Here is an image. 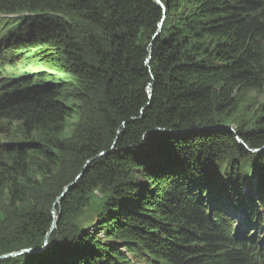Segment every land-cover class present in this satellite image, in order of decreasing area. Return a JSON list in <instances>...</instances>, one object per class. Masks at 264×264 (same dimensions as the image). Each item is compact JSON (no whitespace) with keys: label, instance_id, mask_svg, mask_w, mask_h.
<instances>
[{"label":"trees","instance_id":"1","mask_svg":"<svg viewBox=\"0 0 264 264\" xmlns=\"http://www.w3.org/2000/svg\"><path fill=\"white\" fill-rule=\"evenodd\" d=\"M1 19L0 201L26 207L64 157L56 198L73 185L54 244L0 264H131L66 231L93 203L107 238L156 263L264 264V103L235 115L264 92V0H0ZM48 206L1 215L0 256L41 246Z\"/></svg>","mask_w":264,"mask_h":264},{"label":"rangeland","instance_id":"2","mask_svg":"<svg viewBox=\"0 0 264 264\" xmlns=\"http://www.w3.org/2000/svg\"><path fill=\"white\" fill-rule=\"evenodd\" d=\"M14 17L15 16H10V18H14ZM5 23H6V21L4 19L0 20V37L3 35V29L5 26ZM9 73H11V72L9 71L8 68H6L5 70L3 69L1 74H0L1 79L7 78L6 75H8ZM9 90L12 91L14 89L11 88ZM263 103H264V92L253 93L250 97H248L247 103H245L244 105H240L236 109V112H235L236 118L238 120H242V122H245L246 124L247 123L250 124L256 116V109L258 108L259 105H261ZM82 119H83L82 116L79 119H75V121L72 123V124H74V127L76 126V124L78 122H81ZM235 124H236L235 122L230 124L231 131H233V132L236 130ZM77 135L74 132V134H71V136L70 135L67 136V138H70V140H71V139H73V137H76ZM72 169H73V167L71 166V158L64 157L62 163L58 167L53 168L51 170L52 176L50 178L48 177V178H45L42 180L40 179L41 180V182H40L41 188H39L37 190H36V188H35V190L34 189H28L26 191L27 200H28L26 207L18 208V210H15L14 208L10 209L8 202H6L5 200H1L0 201V217L2 214H5V213H6L7 217H11L15 214L11 219H9V220H11L9 222V225H5L3 228L7 227L8 229H10L12 224L14 223L16 218L18 217V215L20 213L26 212L27 208L34 207L35 208L34 210H38V209L49 207L48 205L50 203L53 204V207L50 210V212L52 214L51 216L55 217L56 221H58V215L56 214L54 207L60 203V202H57V199L61 196V194L64 192V190L66 189L67 186L62 188V190H61L62 192H61V194H59V197H57V198H56L57 193L55 191V188H56L57 192L60 191L61 186L63 184V182H62L63 178L66 177L67 173H68V175H70L71 173L73 174ZM255 180H256V178H254V177L248 178L247 180H245V184L243 186V188H245V191H247V189L249 188L248 192H250L251 195H253V193H254L253 183L255 182ZM95 196H97V197H94L93 199L95 201L99 200L98 199L99 196L98 195H95ZM52 198H54V199H52ZM32 203L33 204L37 203L38 205H41L42 207H37V205L32 206ZM94 204H96V203H93V205ZM93 205H92L91 209H93V207H94ZM91 209L89 208L87 210H84L78 216L69 220L66 231L73 233L76 230V228H80V230L88 232L90 234V236L93 237L97 243H100L102 245H111L115 248H118V250H120V252L128 260L131 261V264L132 263L133 264H159V263H156V261H153L150 258L146 257L137 248L133 249V251H131V252H128V249L125 247H122L117 240H115L111 237L107 238L106 233H105V229H100V227H98V225L95 221V219H96V213L95 212H97V211H93ZM226 210L231 215V218L235 222V224H237L239 221V219L237 217V211L235 209H233L230 205H227ZM11 214H13V215H11ZM0 222H1V220H0ZM2 223L5 224V220H3ZM56 225H57V223H56ZM55 230H56V226H55L54 230L52 231L51 236L49 238L48 247H50L54 244V241H53L54 239H52L51 237H52V234L54 233ZM6 231H9V230H6ZM254 233H256V231Z\"/></svg>","mask_w":264,"mask_h":264},{"label":"water","instance_id":"3","mask_svg":"<svg viewBox=\"0 0 264 264\" xmlns=\"http://www.w3.org/2000/svg\"><path fill=\"white\" fill-rule=\"evenodd\" d=\"M153 131H157V130H153ZM251 152L254 153L256 151L252 150ZM87 166H88V163L85 165V167H87ZM80 176H81V174H80ZM71 186H67L66 187V189L64 190V192L57 199V202H60L61 201V199L66 194V192L70 189ZM56 223H57V221H56V218L54 217L53 218V221L51 223L50 229L48 230V232L44 236V238H43V240L41 242V246L39 248H22V249H20L18 251L11 252V253H8V254H4V255L0 256V261L1 260L8 259V258H15V257L21 256V255H24V254H27V255H35V254H39V253L43 252L48 247L49 238L51 236L52 231L54 230V228L56 226Z\"/></svg>","mask_w":264,"mask_h":264},{"label":"bare ground","instance_id":"4","mask_svg":"<svg viewBox=\"0 0 264 264\" xmlns=\"http://www.w3.org/2000/svg\"><path fill=\"white\" fill-rule=\"evenodd\" d=\"M250 151V150H249ZM254 153H257V151L256 152H254ZM79 177V176H78ZM54 218V217H53Z\"/></svg>","mask_w":264,"mask_h":264}]
</instances>
